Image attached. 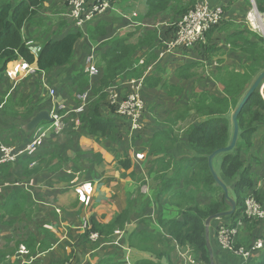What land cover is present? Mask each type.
Instances as JSON below:
<instances>
[{
    "label": "crops",
    "instance_id": "obj_1",
    "mask_svg": "<svg viewBox=\"0 0 264 264\" xmlns=\"http://www.w3.org/2000/svg\"><path fill=\"white\" fill-rule=\"evenodd\" d=\"M52 1L47 0L48 3ZM45 2L46 0L43 7L48 8ZM208 2L210 5L223 6L225 16L224 23L219 27L223 28H218L219 30H215L211 36L216 34L223 37L220 32H225V23L234 24L236 31L242 29L240 21L245 17V11L251 1ZM136 4H139L140 12L135 9ZM177 4L181 5V2ZM174 5L171 1L168 6L175 7ZM39 11L43 16L42 20L36 18L33 22L45 23L46 15L41 13L43 9ZM120 11L125 12L127 17H122ZM108 12L118 16L116 24H111L112 21L108 20ZM132 12H135V15H131ZM170 13L176 14L173 10ZM155 14L147 13L145 0H136L124 8L113 5L109 11L96 16L82 28L74 26L68 18L59 20L55 30L50 33L43 32V35H39L33 44L27 47L30 52L31 47L36 50V53L31 52L36 57L47 39L58 40L70 32L81 31L83 35L80 39L86 38V41L79 39L75 43L68 64L39 72L35 61L28 64L18 58L8 62L0 79V140L6 145L23 148L33 139L39 127H49L51 123L40 122L32 131H25V123L39 110L59 111L61 104L67 108L75 107L80 103L78 96L84 92L87 96L86 112L89 103L99 98V92L95 93L103 73L99 56L105 51L106 47L103 45L107 39L124 37L126 31L140 26L152 29L156 37L155 42L159 43L157 47H143L138 50L134 55L133 65L104 88V92L112 88L120 96H125L133 90L131 81L142 78L139 92L144 101V110L138 130L131 131L127 119L113 112L105 93L100 113L104 118H112L115 122L116 131L111 137L89 134L86 125L79 120L81 114H64V111H61L62 129L58 133L49 131L41 139L36 153L21 155L14 163L0 165V254H5L4 258H8L7 264H20L23 258H32L30 264H141L143 259L158 258L155 256L156 251L148 249L149 246L145 245L152 240H157L163 245L165 222L181 219V206L177 203L182 194H192L195 202H201V205L208 204L213 198L199 183L195 186L196 177L193 180L195 182L192 181L191 168L198 162L186 144L187 129L207 118L187 111L186 103L178 97L182 91L167 95L161 88L162 83L169 86L180 85L182 88L185 87L186 81L191 83L190 86L196 85L187 78L195 75L197 61L183 56L181 63L176 57L178 54L192 55L197 44L187 49L174 48L170 52H163L162 43L169 35L163 33L170 29L168 26L172 22H168V18H162L155 23L152 17ZM176 16L177 19L179 16ZM33 22L24 26V38V33L26 37L29 35L28 29L33 27ZM101 23L103 27H99ZM95 28L99 30L98 35H101V30L105 34L96 38L93 35ZM32 31L33 29L29 33ZM32 36L33 33L28 38ZM205 40L206 38L202 42ZM148 55L149 59L146 60ZM193 56L197 57V54ZM88 57H92V65L96 68V74L92 76L84 73ZM144 59L146 64H140L139 61L144 62ZM170 62L173 66L167 68ZM187 63L191 67L184 68L186 72L177 76L178 69ZM149 66L150 69L146 70ZM165 71L167 73L163 77L161 73ZM76 75L87 82L81 91L73 81ZM183 75L188 77H182ZM218 84L221 86L212 78L205 80L201 85L208 88L210 95H223L222 87ZM50 90L54 92L50 94ZM184 124L185 127L180 128ZM71 128L73 134L63 137L70 133ZM177 129L182 130L180 135L175 133ZM262 129L264 127L259 126L254 137L261 134ZM120 160L129 161L128 169L119 164ZM245 167H248L251 173L254 172L249 164L245 163ZM254 188L260 190L262 184L257 180ZM204 194L207 195V201L202 203L200 197H204ZM218 195L219 200L223 198V193ZM9 199L15 202L13 207L5 205ZM21 199L25 200L27 209L20 207ZM222 208L228 209L226 205ZM240 208L241 206H237L235 211ZM6 210H10L7 213L10 217L3 224L1 217ZM123 213L126 219L121 223L124 224L119 227V222L116 224L118 227L114 229V232L122 231L121 248L109 244L111 236L102 240V245L91 242L84 236V224L89 227L97 223L99 228H102ZM237 219L238 216L236 219L224 216L210 221L208 236L214 264H240L237 258L225 255L217 236L220 225L233 224ZM16 221L22 223V226H16L23 235L21 240L15 242L11 237L1 240L2 235L13 232L10 226ZM145 233L150 236L149 239L143 236ZM26 243L34 247V251L28 248ZM21 246L28 250V256L18 253ZM164 248L163 245L161 249ZM171 252V261H178V264L201 263L189 245L183 248L175 247ZM182 253H190L197 258L191 259L194 263H190L188 258H181ZM159 261L161 264H168L165 256H160Z\"/></svg>",
    "mask_w": 264,
    "mask_h": 264
},
{
    "label": "trees",
    "instance_id": "obj_2",
    "mask_svg": "<svg viewBox=\"0 0 264 264\" xmlns=\"http://www.w3.org/2000/svg\"><path fill=\"white\" fill-rule=\"evenodd\" d=\"M44 1L0 0V79L8 62L18 58L23 59L28 64L35 61L39 72L49 71L53 67L66 65L71 61L75 43L83 35L81 31L70 32L58 40L47 39L43 42L41 51L38 52L36 57L26 45L23 28L28 23L31 25L37 18ZM109 1L112 6L118 4L120 8H124L121 6V2L133 3L136 0ZM171 1L175 3V7H172V10L178 16H181L195 3V0H145L147 13L160 12L167 8ZM177 2H181V5H178ZM253 3L256 10L264 14V0H253ZM46 19L49 18L46 17ZM99 27H103L102 23ZM215 27L206 34V39L210 38L211 34L218 29ZM222 28L223 26L219 29ZM173 30H171L170 36H172ZM98 34L99 30L95 28L93 35L96 38L104 35L105 32L101 30V35ZM155 38L152 29L149 30L139 26L137 30L128 32L124 37L107 39L104 42L105 51L99 56L103 73L95 89V93L99 92V98L90 102L87 111L81 113L79 118L80 122L86 125V130L89 134L111 137L115 133L116 125L114 120L112 118H104L100 113L101 102L105 96L104 88L108 87L117 76L133 65L134 55L138 50L143 47H157L159 43L155 42ZM263 40L264 38L261 35L253 33L252 30H239L229 33L225 38L226 43L230 45L231 50L238 51L244 56L245 60L250 64L244 68L245 70L242 73L218 68L215 79L222 84V97L209 94L198 95L196 102H194L195 104L191 105L187 110L189 111L193 108L194 113L204 115L207 118L187 129L186 144L198 162L195 167L191 168L192 181L196 177L195 181L197 182L193 181L196 183L195 186L199 183L203 190L209 191L213 195V199L208 204L201 205L199 202H195L192 194L181 195V200L177 203L181 206V219H171L165 222L166 224L164 225L166 234L164 235L165 240L162 242L166 241L170 245L169 252L161 251L158 253V256H165L167 261L170 259V252L175 247L183 248L185 245H189L197 254L200 262L209 264V254L204 236V221L208 216L221 212L223 210L222 207L226 204L223 198L217 199V195L223 192L221 187L216 184L208 168V156L214 150L228 145L232 134L231 109H235L240 102L241 96H243L251 83V77L264 70ZM163 47L164 44L162 43L161 49ZM149 55L146 56V60L149 59ZM153 57H155L154 54ZM146 60L144 59V63ZM188 66L191 67L187 63L186 66L179 68L176 75L181 76L186 72L184 68H188ZM79 75H76L73 81L77 83L79 91H81L87 82L81 80L82 77H79ZM182 77L187 78L188 75H183ZM175 86H169L166 83L161 84V88L167 95L181 92L182 89ZM173 88H175V91H172ZM237 120L239 133L235 146L230 151L217 154L213 158L212 163L216 173L228 187L229 195L234 198L236 207L243 205V200L248 192H252L254 197L262 204L264 190L254 188L258 178L256 177L255 179V174L251 173L240 159V154L247 152L252 146L254 133L257 128L264 124V99L258 92L248 98L239 112ZM119 164L124 169L129 167L128 160H120ZM14 203L9 199L5 205L13 207ZM124 214L117 215L112 223L102 228H99L97 223L91 224L88 229H85L84 236L88 238V233L94 231L103 236L102 240H106L113 235L114 229L118 227L116 224L120 222L119 227H122L124 223H121V221L124 222L126 219ZM238 214L239 211L236 210L231 217L236 219L237 216L239 217ZM143 236L147 239L150 238L147 233L143 234ZM242 240L243 238H240L238 242H235L234 247L236 249L242 245L246 249L249 247V241L245 243ZM26 245L34 251V247L29 243H26ZM116 248L119 249V247ZM2 256H5V254H2ZM256 257L258 259L255 264H264V251L258 253ZM159 259L157 258V261L143 259L141 264H158ZM251 261L248 260L243 264H252L253 262ZM109 264L119 263L113 262Z\"/></svg>",
    "mask_w": 264,
    "mask_h": 264
},
{
    "label": "built area",
    "instance_id": "obj_3",
    "mask_svg": "<svg viewBox=\"0 0 264 264\" xmlns=\"http://www.w3.org/2000/svg\"><path fill=\"white\" fill-rule=\"evenodd\" d=\"M253 3V0H250ZM67 3V17L77 28H82L86 23L92 21L96 16L102 15L109 11L113 6L109 0H66ZM119 14L122 17H127L125 12L120 11ZM131 15H135L132 12ZM259 17V20L250 19L251 16ZM264 14L261 15L255 8L247 12L245 17L240 21L242 25L241 30H254L260 32L259 34L264 38ZM224 8L220 5H210L208 0L196 1L193 6L186 10L181 16L178 17V21L175 23L172 36L168 38L164 43L163 52H170L174 48H191L192 46L204 41L206 34L215 26L220 24L224 20ZM261 18V19H260ZM247 19V20H246ZM246 21L250 25L245 26ZM250 26V28L248 27ZM263 28V30H262ZM32 53H36V50L31 47ZM162 55V54H161ZM88 63L84 67V73L87 76L96 74V68L92 65V57L87 58ZM143 64V60L139 61ZM150 69L146 67V70ZM133 85L132 92L125 96H120L114 89H108L104 93H107V100L113 112L123 118H126L131 131H136L140 128L141 118L144 110V101L139 92L142 87V78L131 81ZM54 91L50 90V94ZM79 104L72 108H67L64 104L59 106V111L51 110L50 116L52 122L49 127H39L35 131V135L31 141L28 142L23 148H16L14 146L6 145L0 140V165L13 163L21 155H33L36 153L41 139L51 130L58 133L62 127V115L70 113L73 115H80L87 107V96L83 92L78 96ZM78 123L77 120H75ZM253 219L264 220V207L254 197L252 192H248L243 200V205L239 210L238 220L234 224L220 225L217 229L218 242L222 249L238 254L244 257L243 260H249L251 256L264 248V236H260L254 241L249 248L234 247V238L237 232V227L241 226L248 220ZM84 230L88 229L85 224L82 227ZM122 235L121 230H116L109 240V244L115 247L121 248L120 238ZM88 239L91 242L100 243L102 236L97 232L91 231L88 233ZM104 243H100L102 245ZM18 253L28 256L29 252L24 246H21ZM32 258H23L20 264H30ZM190 263H194V260H190Z\"/></svg>",
    "mask_w": 264,
    "mask_h": 264
},
{
    "label": "rangeland",
    "instance_id": "obj_4",
    "mask_svg": "<svg viewBox=\"0 0 264 264\" xmlns=\"http://www.w3.org/2000/svg\"><path fill=\"white\" fill-rule=\"evenodd\" d=\"M45 4L48 5V8L43 7L42 8L43 11H41V13L43 12L42 14L46 15L45 20H44L45 23H42V21L33 22V27L28 29L29 35H27V37H26V33H24L26 45L33 44V41L35 39H37L39 37V35H43V32H49L50 33L53 30H55L57 28V24H58L59 20H65L66 18H68L66 15L67 14L66 0H53L51 3H48L46 0ZM129 4L130 3L126 2V1L121 2L122 7H128ZM171 8H172L171 6L170 7L168 6L164 10L160 11V13L156 12V14L152 16L153 19L155 20V23L159 22V20L162 18H164V19L168 18V22H172L171 25L168 26L170 29L167 32L165 31L166 33H163L164 35L169 34L168 36H170L171 30L174 29L173 27L175 26V23L178 21V18L176 19L177 16L172 15L170 13ZM135 9L139 10V12H140L139 4H136ZM252 9H253V4L251 2V4L248 7V10H246L245 13L247 14V12L251 11ZM60 14H63V16ZM260 14L263 15L262 13H260ZM46 17H48L49 19H46ZM37 18H41V20H42L43 16L41 14H39V16ZM107 18L109 21H112L111 24L117 23L118 16H116V14H111L110 12H108ZM262 18L264 19V17H262ZM231 20H230V22H231ZM223 21H225V18ZM223 21H222V23L218 24V26H216L215 28L216 29L219 28L220 25H222L224 23ZM104 23H106V22H104ZM247 25H250L248 21H246L245 26H247ZM262 25L264 26V23H262ZM225 26H226L225 32H222V33L220 32V36H223V37H218L215 34V35L211 36L210 39L209 38L206 39L205 42H199L196 45V48L192 51V55L191 54H188V55L180 54L181 55L180 56L178 54L176 57L178 60L181 61V63H183V61H182L183 56H186L188 58L190 57L189 60L194 59L197 61V63H195V65H196L195 75L193 77L187 78V79H190V81L192 83H196V85L192 84L190 86L191 83L189 81L185 82V87H183V88L180 85H176V87H179L182 89L181 90L182 92L179 94L178 97L182 98V101L186 103L185 104L186 109L190 108L191 105L195 104L194 102H196L198 95H201V94H207V95L209 94L210 95L208 88L205 85H201V84H203L205 80H212V78L215 79V75L217 74V68H222L223 70H234L236 72L242 73L243 70H245L244 68L250 64L248 61L245 60L244 56H242L238 51L231 50L230 45H228L225 41V38L229 33L236 31L235 30L236 26L234 24H228V23H225ZM136 27L131 31H126L125 34H127L128 32H132L134 30H137ZM248 27L250 28V26H248ZM31 29H33V31L31 33H29V31ZM26 30H27V28H25V31ZM262 30H263V28H262ZM84 32H85V30H84ZM217 32H219V31H217ZM32 33H33V36L28 38V36L32 35ZM253 33L259 34L260 32L253 30ZM27 38L29 40H27ZM167 39L168 38H165L164 40L166 41ZM38 40L40 41V38ZM80 40L86 41V38H82ZM38 43L40 44V42H38ZM34 44H36V43L34 42ZM262 46L264 47V40L262 42ZM163 49L164 48H162L161 50H163ZM186 51H188V50H186ZM194 52L197 54V57L193 56V54H195ZM159 62H161V59H159ZM172 66H173V64H172V62H170V63H168V65L166 67L168 68V67H172ZM159 71H161V67H160ZM166 73L167 72L165 71V72H162L161 74L163 77H165ZM254 77H255V75H253L251 77V81L254 79ZM219 83L221 84V82H219ZM174 84H177V83H174ZM219 87H222V84H221V86L219 85ZM172 91H175V88H173ZM257 92L264 99V83H262L258 87ZM183 96H185V97H183ZM213 96L222 97V94L213 95ZM186 97H187V99H186ZM231 110L233 111L234 108H232ZM189 111L194 112V109L191 108ZM232 111H231V114H232ZM261 126L264 127V124H262ZM177 127H179V126H177ZM184 127H185V124L180 126V128H184ZM179 129L175 130V133L178 135H180V132L182 131ZM69 131H70V133L67 135L64 134L65 136H63V137H67V136H70L71 134H73V128H71ZM63 137H62V139H63ZM257 137L259 139H257ZM240 159L242 161H244L246 164H249L250 166H252V170H254L253 173L255 174L254 176H256L258 178V182L260 184H262V189L264 190V129H262L261 134H258L253 138L251 148L247 152H243L240 154ZM256 177H255V179H256ZM219 196L220 195H218V197ZM200 199H201L202 203L206 202L207 201V195L204 194V197H200ZM200 199L197 196V200L200 201ZM217 199L219 200V198H217ZM200 204H201V202H200ZM262 205L264 207V193H263V198H262ZM20 207L21 208L26 207L25 209H27L26 202L24 199L20 200ZM9 212H10V210H6L4 212V214L2 215L1 221L3 224H5L7 219L10 217L9 214H7ZM16 226H22V223L20 221H16L12 226H10L11 230L13 232L9 233V235H5V234L2 235L1 240H6V238L11 237L12 239H14L15 242H19L23 235L21 234L20 230L16 229ZM260 236H264V220H261V219H253L251 221L248 220L246 223H243L241 226L237 227V232H236L235 238H234V245H235L236 241L238 242L240 238H243V240H242L243 242L246 243L249 241L248 243H250L249 244V247H250V245L254 241H256ZM162 244L165 247L164 249H161V248H163V245H160V243L157 240H152L150 243L148 242L146 245L145 244L144 245L149 246V247H147L148 249L156 251L155 256L160 258V256H158V253L161 251H167L169 249V244L166 241L163 242ZM243 246L244 245H242L241 247L244 248ZM223 251L225 252V255H227L228 257L231 256V258H237L238 261L240 262V264H243V263L248 261V260L244 261L243 260L244 257H241L232 251H229L226 249H223ZM263 251H264V248L262 250H260L259 252H257L255 255L249 257L250 258L249 261L252 260L251 261V262H253L252 264H255L257 262V259H258L256 257L257 254L262 253ZM171 253H170V257H171ZM180 256H181V258H182V256L188 258V261L191 259L197 258L193 254H190V253H187L186 255L182 253V254H180ZM0 257H1L0 258L1 264H7L8 258H4V256H2V254H0ZM151 259L157 261L156 260L157 258H155V257H153ZM158 264H161V262L159 261ZM168 264H178V261L177 262L175 260L171 261V258H170L168 261ZM199 264H203V263L201 262Z\"/></svg>",
    "mask_w": 264,
    "mask_h": 264
},
{
    "label": "water",
    "instance_id": "obj_5",
    "mask_svg": "<svg viewBox=\"0 0 264 264\" xmlns=\"http://www.w3.org/2000/svg\"><path fill=\"white\" fill-rule=\"evenodd\" d=\"M253 8H255L254 5H253ZM255 10H256V8H255ZM262 83H264V70L260 71L254 77V79L251 81L249 87L247 88V90L243 94L240 102L235 107V109L232 111V114H231L232 134H231V138H230V141H229L228 145L223 147V148H219V149L214 150L208 156V168H209V170H210V172L212 174V177L214 178L216 184L221 187L222 192H223L224 203L228 207L227 210H222L221 212H218L216 214H212V215L208 216L205 219V221H204L205 241H206V246H207V249H208L210 264H214V262H213V254H212V250H211V246H210V242H209V236H208L210 221L213 220V219L224 217V216L234 215L235 214V209H236V202H235L234 198H232L229 195L227 186L223 183V181L220 179V177L216 173L212 161H213V158L217 154H219L221 152H225V151H230L235 146L237 138H238V133H239V123H238V120H237L238 114L241 111V109H242L243 105L245 104V102L248 100V98L251 97L255 92H257L258 87ZM44 121L52 122V118L50 116V113L46 109H42V110H39L38 112H36L32 116V118L28 122L25 123L24 129H25L26 132H30L40 122H44Z\"/></svg>",
    "mask_w": 264,
    "mask_h": 264
},
{
    "label": "bare ground",
    "instance_id": "obj_6",
    "mask_svg": "<svg viewBox=\"0 0 264 264\" xmlns=\"http://www.w3.org/2000/svg\"><path fill=\"white\" fill-rule=\"evenodd\" d=\"M253 22H254V20H259V17H257L256 15L255 16H251V18H250Z\"/></svg>",
    "mask_w": 264,
    "mask_h": 264
}]
</instances>
